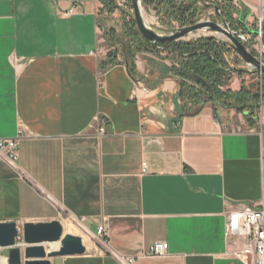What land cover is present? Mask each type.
I'll list each match as a JSON object with an SVG mask.
<instances>
[{"label": "crops", "instance_id": "crops-1", "mask_svg": "<svg viewBox=\"0 0 264 264\" xmlns=\"http://www.w3.org/2000/svg\"><path fill=\"white\" fill-rule=\"evenodd\" d=\"M100 5L0 0V138L22 132L18 168L0 158V222L71 214L108 229L79 228L86 253L52 264H245L225 212L263 197L264 123L241 130L212 101L183 102L172 53L138 52L131 74L100 49ZM158 241L168 254L143 256Z\"/></svg>", "mask_w": 264, "mask_h": 264}, {"label": "trees", "instance_id": "trees-1", "mask_svg": "<svg viewBox=\"0 0 264 264\" xmlns=\"http://www.w3.org/2000/svg\"><path fill=\"white\" fill-rule=\"evenodd\" d=\"M105 12L112 13L116 9L114 0H98ZM130 1V0H129ZM210 0H142V3L153 8L156 13L165 16L168 21V30L174 28L173 21H176L180 27L195 24L199 20L201 12L207 6H216L209 3ZM130 7L132 8L131 1ZM227 5L229 12L222 17L230 23L234 28H240L249 32L253 37L259 35L258 25L254 23L252 27H248L247 18L250 15V8L237 9L232 3L226 2L219 6ZM100 10L98 11V15ZM233 13H237V17H233ZM228 15V16H227ZM127 33L121 40L122 54L131 74L135 73V56L142 51H167L175 55L172 70L175 75L180 78L181 97L183 102L187 104L189 100L191 104L212 101L223 107L233 106L238 110L246 113L250 123L256 120V113L260 109L262 98L264 97V85L262 92L250 91L241 88L239 91L231 89L223 90L227 80L230 77L232 69L229 62L225 58V54L232 51V48L223 40L215 36H201L197 39L189 41H167L154 45L145 37H143L137 29L134 17L125 22ZM262 40L264 43V18L261 23ZM252 54L257 56L255 49H251ZM110 57L116 58V53L109 52ZM263 103V102H262Z\"/></svg>", "mask_w": 264, "mask_h": 264}, {"label": "rangeland", "instance_id": "rangeland-1", "mask_svg": "<svg viewBox=\"0 0 264 264\" xmlns=\"http://www.w3.org/2000/svg\"><path fill=\"white\" fill-rule=\"evenodd\" d=\"M114 1L116 4V9L112 13L103 11L101 9L103 5L100 3L101 5L98 9V11L100 10L99 44L102 53H104L105 55L110 56L109 52L111 51L116 53V56L118 58L123 59V54L121 52V40L123 39L125 33H127L125 22L129 21L132 16L134 17V13L133 9L130 7L129 0ZM221 1L222 0H210L209 3L220 5ZM233 3H235V1H233ZM237 3V7L239 9H244L246 6L250 8V15L247 19L248 27H252L254 23L258 25L260 18H264V0H238ZM261 4L263 6H261ZM201 5H204L206 7L201 12L198 21L211 20L222 25V18L217 15L213 5L207 6L208 4L203 3H201ZM141 6L144 9L143 15L149 27L163 34L170 32L168 30V21L165 19V16L161 15L160 13H156L153 8L147 7L143 3L141 4ZM227 7V5L221 7L222 14L226 15V12H224V10L229 12V9ZM233 17L236 18L237 13H233ZM172 25L174 26V28L180 27L176 21H173ZM231 27L234 28L232 25ZM201 36H215L216 38L223 41L226 39V37L221 35L219 32L210 29H202L191 33L190 35H187L182 40L189 41L197 39ZM262 42L263 41H261V36L259 35L256 40H253V45L254 49L257 52L256 57L264 63V43ZM164 53L170 54L167 51H165ZM174 57L175 55H173L171 58L173 59ZM225 58L229 62L232 71L230 73L229 79L227 80L226 86L222 88L223 90L231 89L232 91H239L241 90V88H246L253 92L257 90L262 92L264 81L261 84V77L259 76V74L249 71L250 68L247 66L241 56L231 51L225 54ZM174 65L177 66L178 64L175 63ZM187 103L190 105L191 102L188 100ZM217 106L220 109L221 116L229 119L235 127H238L241 130H243V128H247L248 126L255 127L257 126V124L264 123V97L262 98L260 109L255 115L256 120H254L253 123H250L248 121L245 112L238 110L236 107H223L218 104ZM63 224L64 226L72 224L73 230H71V232L69 231L68 233L80 235L84 238L85 242H89V239L83 234V232H81V230L75 225V223L68 219H65ZM2 253L8 254V250L5 249L4 251H2Z\"/></svg>", "mask_w": 264, "mask_h": 264}, {"label": "water", "instance_id": "water-1", "mask_svg": "<svg viewBox=\"0 0 264 264\" xmlns=\"http://www.w3.org/2000/svg\"><path fill=\"white\" fill-rule=\"evenodd\" d=\"M134 19L140 34L154 45L160 42L179 41L187 35L202 29L219 32L226 37V42L252 67L250 72H263L264 63L257 58L236 36L229 30L227 21L219 12V6H214L218 16L222 18V25L211 20L198 21L193 25L173 28L169 33H159L149 27L143 15L142 0H130ZM233 3L234 0H223ZM23 241L27 246L22 250L16 245L19 227L16 222H0V247L8 250L9 264H52L51 259L62 256L83 255L86 246L81 236L65 232L60 220L46 222H27L21 227ZM59 243L58 247L49 249L48 245ZM49 249V250H48Z\"/></svg>", "mask_w": 264, "mask_h": 264}, {"label": "built area", "instance_id": "built-area-1", "mask_svg": "<svg viewBox=\"0 0 264 264\" xmlns=\"http://www.w3.org/2000/svg\"><path fill=\"white\" fill-rule=\"evenodd\" d=\"M234 1L235 3L232 4L238 6V0ZM226 2H223L222 0L221 4ZM80 6L81 5L79 3H73L65 14L74 13ZM261 6L263 5L261 4ZM219 12L221 13V9H219ZM262 20L263 18H260L258 24L261 41H263L261 31ZM227 25L232 34L236 36L244 45H246L248 49H254L253 40H256L259 35L257 37H253L251 33L243 31L240 28H232L229 22H227ZM232 51L237 53L233 49ZM249 68L251 69L252 67ZM258 74L261 77L262 84L264 81V73L259 72ZM98 131L100 134L105 133L104 123L99 126ZM21 135L22 132L20 131L19 134L13 138H0V158L16 168H18L19 143ZM143 171H147L146 163L143 164ZM65 217L75 223V225L79 227L87 237L93 239L95 237H104L108 235V229L104 225L99 226L96 232L93 233L84 226V218H77L71 214H67ZM225 217V235L228 246L234 247V250H228V254L235 259L243 261L245 264H264V187L263 197L260 201L254 205H247L242 209L225 212ZM16 245L20 246L22 250H24L27 246V244L23 241L21 228H19V235L16 238ZM4 250V248L0 247V264H9L8 255L2 253ZM168 251L169 243L166 241H158L154 243L150 249L143 253V256L163 257L168 254ZM120 260L124 264H132L135 258H120Z\"/></svg>", "mask_w": 264, "mask_h": 264}, {"label": "bare ground", "instance_id": "bare-ground-1", "mask_svg": "<svg viewBox=\"0 0 264 264\" xmlns=\"http://www.w3.org/2000/svg\"><path fill=\"white\" fill-rule=\"evenodd\" d=\"M142 12L144 14V9L142 10ZM55 244H57V246ZM54 245H55V247H53V248H56V247H58L59 243L50 244V245H48V248L52 249V246H54Z\"/></svg>", "mask_w": 264, "mask_h": 264}]
</instances>
